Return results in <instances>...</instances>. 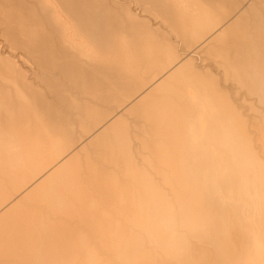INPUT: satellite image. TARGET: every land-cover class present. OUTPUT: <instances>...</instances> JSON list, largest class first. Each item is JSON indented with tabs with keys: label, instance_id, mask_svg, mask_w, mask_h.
Here are the masks:
<instances>
[{
	"label": "bare ground",
	"instance_id": "bare-ground-1",
	"mask_svg": "<svg viewBox=\"0 0 264 264\" xmlns=\"http://www.w3.org/2000/svg\"><path fill=\"white\" fill-rule=\"evenodd\" d=\"M16 1L5 37L79 91L0 53V264H264V1Z\"/></svg>",
	"mask_w": 264,
	"mask_h": 264
},
{
	"label": "rangeland",
	"instance_id": "rangeland-1",
	"mask_svg": "<svg viewBox=\"0 0 264 264\" xmlns=\"http://www.w3.org/2000/svg\"><path fill=\"white\" fill-rule=\"evenodd\" d=\"M3 1V0H2ZM11 1V0H10ZM110 1H112V0H110ZM122 1V0H121ZM123 1H125V0H123ZM126 1H128V3H130V5L132 6V8L134 9L133 11H135L134 12V14H139V17H144L145 19H147V20H149L150 22H152V23H156L157 21V24H160L161 23V18H158V17H156L155 15H153V14H151V13H149V12H146V10H145V2L143 1V0H132V2H131V0H126ZM247 2L248 1H250V0H246ZM252 1V0H251ZM264 1V0H263ZM7 2V3H6ZM16 2V3H15ZM8 4L9 6H7V5H4V4ZM3 3L0 1V12L1 13H9L10 12V10H11V12L12 13H19V14H22L21 15V17H23V13H25L23 10H20V8H21V6L19 5V4H17L18 2L16 1V0H13V2L11 1V2H8V1H6V0H4L3 1ZM10 3V4H9ZM12 3H14L13 5H12ZM264 3V2H263ZM143 6H142V5ZM2 5H3V8L5 9V6H7L8 8V11H7V9H5V10H3V8H2ZM15 5V6H14ZM17 5V6H16ZM18 5H19V7L20 8H18ZM17 9V11H14L15 10V8ZM118 6V7H117ZM122 5L121 4H119V5H115V7L117 8V10L120 12V11H122V7H121ZM11 7H13L12 9H9V8H11ZM22 9V8H21ZM18 10H20V11H23V12H20V11H18ZM59 9H57V12L59 13L60 12V10L58 11ZM4 11V12H3ZM5 11H7V12H5ZM56 12V13H57ZM57 13V14H58ZM18 14V15H19ZM15 16L17 15V14H14ZM17 15V16H18ZM141 15V16H140ZM27 16V15H26ZM25 16V14H24V19L26 18H28V17H26ZM150 16V17H149ZM65 17H67V16H65ZM153 17V18H152ZM25 19V20H26ZM36 20V19H35ZM153 20V21H152ZM39 21H40V23H39ZM155 21V22H154ZM37 22V23H36ZM34 21V22H31V23H33V26H34V28H37V31H36V29H34V28H32L33 26H32V24L31 25H29V26H32V27H28L27 28V30H32V31H35V32H37V34H44L45 32H51V33H53L54 34V37H55V39H57L58 40V44H59V46H60V41H61V39H59V37H58V35H57V33H54V32H56V30H55V28H54V26H53V24H49V26L51 27V29L54 31H52V30H50V28L49 27H46L45 26V24H44V26H43V21L42 20H37V21ZM42 22V23H41ZM34 23L36 24V25H34ZM38 24H41V25H38ZM38 26L40 27L39 28V30H38ZM3 27V26H2ZM32 28V29H31ZM41 28H42V30H41ZM26 30V29H25ZM40 30L43 32H40ZM44 30H45V32H44ZM39 31V32H38ZM0 53L2 54V57L3 56H8V57H10V58H8L9 59V61H13V62H11L12 64L14 63V61H16V64H18L19 63V68L20 67H22V68H20V69H22L23 71H24V73H23V71L22 70H20L23 74H24V77L25 78H27L26 80H29L30 82H32L33 81V83L35 84H37V86H35L36 88L38 87V85L40 84L41 85V87H43V89H44V87H45V93H46V91H47V95H48V97L49 98H51L50 100H52V103L55 105V106H57V107H59V108H66L67 106H66V104L64 103V101L62 100V99H60V97H59V92L57 91V90H54V88L55 87H53V88H51V89H49L48 88V86H47V84L46 83H42L41 81H40V79L39 78H37V73H39V74H42V76H44V77H47V78H50V79H55V78H61V80L62 81H64V82H62L61 84H65L66 86H67V88L68 89H71L72 91L74 90V91H76V93L79 91L78 89L79 88H77L76 87V85L75 84H73V83H69V82H71V81H69L67 78H66V76H64V74H63V72L60 70V69H58V68H52V69H45L44 67H46V66H44V65H42L40 62H39V60L37 59V58H34V57H32V56H30L29 54H28V52H26L24 49H23V47L22 48H20V45L22 44H20L18 41L19 40H17V39H19V38H15V37H13V36H11L10 35V39L13 37L16 41H11L10 39H8L9 37H5V36H9L8 35V33L9 32H6L5 33V30H4V33H5V35H4V33H3V29L0 27ZM73 33V32H72ZM24 36V38H25V35H23ZM38 36V35H37ZM40 36V35H39ZM38 36V37H39ZM13 38H12V40H13ZM77 39H80V40H83L81 37H76ZM8 39V40H7ZM10 40V41H9ZM7 41V42H6ZM18 42V43H17ZM21 42H22V36H21ZM3 43V44H2ZM14 43H17V44H15L14 46H13V44ZM18 44H20L19 46H18ZM12 46V47H11ZM16 46V47H15ZM22 46V45H21ZM69 46L70 47H73V45L72 44H69ZM18 47V48H17ZM12 48H13V50H12ZM15 48H17V49H15ZM20 48V49H19ZM19 49V50H18ZM73 49H75V50H77V51H79V52H81V50H79L78 48L76 49V48H73ZM18 52V53H17ZM194 53V52H193ZM1 54H0V56H1ZM200 53H197V56H199V58H198V62H202L201 64H205V65H208L211 61L209 60V58H205L206 60V62L204 61V53L203 54H200ZM7 58V57H6ZM13 59V60H10V59ZM202 58V59H201ZM201 59V60H200ZM205 62H203V61ZM10 63V62H9ZM37 63V64H36ZM208 63V64H207ZM28 66V67H27ZM57 69H58V71H57ZM41 70V71H40ZM61 72H60V71ZM40 71V72H39ZM51 71V72H50ZM215 72H219L218 70H216L215 69ZM49 73V74H48ZM57 73V74H56ZM60 73V74H59ZM26 74V75H25ZM53 74V75H52ZM46 75V76H45ZM60 75V76H59ZM62 75V76H61ZM52 76V77H51ZM59 76V77H58ZM63 78V79H62ZM35 81H34V80ZM64 79H66L67 80V82H65L66 80H64ZM70 85V86H69ZM228 85V84H227ZM69 86V87H68ZM229 87H231V84H229L228 85ZM75 88V89H74ZM38 89H40V87L38 88ZM47 89V90H46ZM42 90V89H41ZM246 91V90H245ZM244 90H241V91H239L238 93L237 92H235V91H233L232 93H235V94H233V98H234V100L235 101H237V99H238V101L240 100V101H242L243 103L245 102H247L246 104L244 103V105H243V107H244V109L246 108H249V109H255V108H260L261 107V104L259 103V101H258V99H257V97H255L254 95H252V94H249V93H247V92H245ZM51 93V94H50ZM247 94H249V95H247ZM234 95H235V97H234ZM251 95V96H250ZM51 96V97H50ZM55 96V97H54ZM235 98H237V99H235ZM249 98V99H248ZM56 99H57V101H56ZM251 102H253L252 104H251ZM257 102H258V104H257ZM61 103V104H60ZM255 103V104H254ZM62 104H64L63 105V107H62ZM249 104V105H248ZM257 104V105H256ZM260 104V105H259ZM256 106V107H255ZM253 116V117H252ZM251 124L252 125H255L256 124V121H255V119H256V116H254V114L251 112ZM107 203H108V201H107ZM111 204V203H110Z\"/></svg>",
	"mask_w": 264,
	"mask_h": 264
}]
</instances>
